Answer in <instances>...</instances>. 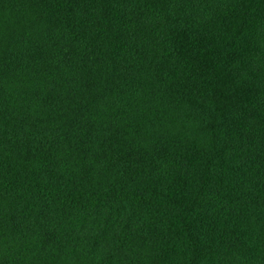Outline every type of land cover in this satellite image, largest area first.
<instances>
[{"label": "trees", "instance_id": "obj_1", "mask_svg": "<svg viewBox=\"0 0 264 264\" xmlns=\"http://www.w3.org/2000/svg\"><path fill=\"white\" fill-rule=\"evenodd\" d=\"M0 264H264V0H0Z\"/></svg>", "mask_w": 264, "mask_h": 264}]
</instances>
